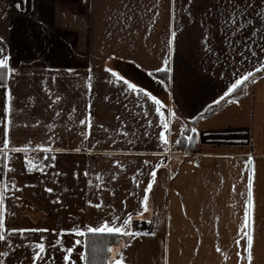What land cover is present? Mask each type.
<instances>
[{
    "label": "crops",
    "instance_id": "obj_1",
    "mask_svg": "<svg viewBox=\"0 0 264 264\" xmlns=\"http://www.w3.org/2000/svg\"><path fill=\"white\" fill-rule=\"evenodd\" d=\"M237 3L239 22L252 24L233 34L221 25L228 0H0V47L15 69L0 86V188L7 186L0 252L8 253L0 264H33L31 244L42 236L35 264H66L64 255L67 264H86L88 233L70 239L60 230L119 226L129 215L126 231L139 235L118 233L110 264L121 257L123 264H264V72L254 71L264 64V0ZM165 67L171 71H156ZM245 72L254 82L244 95L199 118ZM120 76L161 101L168 129L154 102ZM193 121L196 148L178 150ZM34 152L39 165L28 158ZM245 231L254 236L250 262ZM75 239L82 244L64 252Z\"/></svg>",
    "mask_w": 264,
    "mask_h": 264
},
{
    "label": "snow or ice",
    "instance_id": "obj_2",
    "mask_svg": "<svg viewBox=\"0 0 264 264\" xmlns=\"http://www.w3.org/2000/svg\"><path fill=\"white\" fill-rule=\"evenodd\" d=\"M173 2H175V0H173ZM193 0H188V4H192ZM20 5L17 4V7H19ZM225 12L227 13V15L224 16V19L221 21V25L224 27V31L225 33H227L228 31L233 32V34H235L236 32H239L241 29H244L248 26H251L252 21L251 20H246L244 23H240L239 22V17L242 15L240 12V4L237 3V0H228V8L225 9ZM213 15V10L211 8H207L205 9V14L204 17H202V24L205 28L208 27L207 25V20L205 19V17H211ZM189 16L191 17V12L189 10ZM259 33L254 31L252 33L253 36L258 35ZM173 36H175V33H172ZM203 39L205 41H207L208 39V34L207 32H205ZM227 39V36H226ZM261 39H264V37H261ZM3 41V38L0 37V42ZM230 42V41H229ZM169 43H171V41H169ZM237 43H239V41H237ZM205 48H207V50L209 52L212 51V48L205 43ZM5 53V49L3 47H0V81H2L3 83L0 84V86L7 88V80L8 77L12 74H14L15 69H13L10 65H9V56ZM255 54V53H254ZM164 64L167 65V59H165ZM260 68H264V64L260 65ZM260 68H256L254 69V71H260ZM6 70V71H5ZM71 71V70H69ZM108 71L112 74V76H117V73L112 72L111 69H108ZM157 72L159 71H168L170 72L171 69L169 67H165L163 69L158 68L156 69ZM151 75V73H150ZM252 73L251 72H245L242 75H240V77L238 79L235 80L234 83L231 84L230 87H228L227 91L224 93V96H227L229 93H232L239 85H241V83L243 81H246L247 78L251 77ZM91 78L89 77V80ZM119 79L121 80V82L127 87L128 90L131 91H136V92H140V93H145L147 99L151 100L152 102H154L155 105V111L157 113H159V118L163 124V128L164 129H168L169 124L165 119V114L161 111V101L157 99L156 96L152 95L151 92H146L144 88L142 87H138L137 84L135 83H130L127 79H125L123 76H120ZM254 82V81H253ZM160 83H163V81H160ZM91 85L89 84V87ZM11 97L9 96V99ZM221 99H223V97H221ZM57 100H59V97H57ZM213 103H216V101H214ZM4 111L8 112L9 111V107L6 105L4 107ZM174 115V113L172 114ZM37 123H39V121H37ZM80 124H86L87 121L86 120H80L79 121ZM7 128L4 129V135L5 137H7ZM186 131V129H185ZM191 131L194 133L196 131L195 128L191 129ZM85 136V139H87V134L83 133ZM159 139L164 142L165 144L167 143L166 139H165V132L161 131L159 133ZM189 139H191V137H189ZM3 145L4 148L7 149L8 145H9V141L7 138H5L3 141ZM177 143H180V140H177ZM27 147V145H25V148ZM63 149L60 148H56L54 149V151H62ZM74 151L79 152L80 149L76 148L73 149ZM13 151H20V149H13ZM3 158L5 161H7L8 159V153L4 152L3 154ZM249 161H251V157H249ZM27 163H31L30 161H27ZM5 167L7 168V163H5ZM36 167L35 164H32L31 167L29 168V171L33 170ZM9 171H11V169H9ZM152 176H155V170H153L152 172ZM115 178V177H113ZM152 183L153 181H149L147 188L144 189L145 192V196H144V200L146 201L148 199L147 193L149 191V189L152 188ZM15 185H13L14 187ZM252 186H253V175L251 172H249L248 177H247V200H246V206H245V212H244V224L242 225L243 228L247 229L250 227V220H251V212L253 209V191H252ZM7 190V186H5L4 188H0V241H5L6 237L4 234V229H5V216H4V192ZM48 192H52L53 189L52 188H47L46 189ZM57 202H59L57 200ZM89 203H91L89 201ZM95 207L99 208L101 207L100 204H96ZM131 220V216L129 215L127 219L123 220L122 224H119V226H117L116 223H110L108 221H105L103 223H101L99 226L97 227H92V226H84V228H80V227H73L71 229H61L60 230V234L64 235L65 233L68 234V237L71 239L72 237H84L86 233H91V234H96V233H108V234H114V233H124L126 235H139V233H131V232H127L126 228L129 225ZM10 232H19L20 234H24L25 231H29V230H25V229H9ZM30 231H48V229H31ZM52 231H56L55 229H53ZM244 235L246 237V248L245 251L248 253L247 255V259L250 262L252 260V254H251V249L253 247V242H254V236H253V232L252 231H245ZM10 240V237L8 238ZM41 242L36 243L33 242L31 244V247L33 248L34 252H33V264H35V260L36 258H41L42 254L45 252V248L46 245L43 242L44 241V237L42 236L41 238ZM62 243V241L60 239H57L54 245H49V247H55L56 245H60ZM239 243V242H237ZM82 244V240L81 239H75V243L70 246V247H66L63 248V251L66 253H71L73 251V248L75 247V245H79ZM35 249H38L39 251H35ZM109 252L112 251L111 248L107 249ZM0 255L3 256H7L8 253L5 252H0ZM80 259H86V257L84 256L83 253L80 254ZM64 260L67 264V261L69 260V256L68 255H64ZM114 264H123V258L121 257L120 259H117Z\"/></svg>",
    "mask_w": 264,
    "mask_h": 264
},
{
    "label": "trees",
    "instance_id": "obj_3",
    "mask_svg": "<svg viewBox=\"0 0 264 264\" xmlns=\"http://www.w3.org/2000/svg\"><path fill=\"white\" fill-rule=\"evenodd\" d=\"M6 71V70H5ZM264 69L256 73V76L262 74ZM249 77L244 83L239 85L232 93L227 95L220 102L207 107L199 118L208 117L218 111L225 103L229 100L240 98L244 95L246 88L252 83L253 78ZM3 82L0 81V84ZM195 128V121L189 122L185 129L181 133L177 143L178 150L181 151H192L196 148L197 139L196 131L193 133L191 129ZM191 137V139H189ZM120 240V235L118 233L108 234V233H88L86 235L85 242V252H86V264H110V252L107 250L111 248Z\"/></svg>",
    "mask_w": 264,
    "mask_h": 264
},
{
    "label": "built area",
    "instance_id": "obj_4",
    "mask_svg": "<svg viewBox=\"0 0 264 264\" xmlns=\"http://www.w3.org/2000/svg\"><path fill=\"white\" fill-rule=\"evenodd\" d=\"M29 160L33 161L35 164L39 165L42 163L43 158L41 155L37 154V153H31L28 156Z\"/></svg>",
    "mask_w": 264,
    "mask_h": 264
}]
</instances>
